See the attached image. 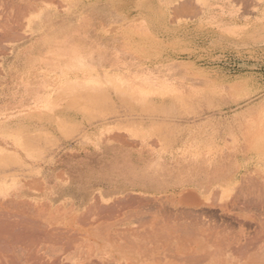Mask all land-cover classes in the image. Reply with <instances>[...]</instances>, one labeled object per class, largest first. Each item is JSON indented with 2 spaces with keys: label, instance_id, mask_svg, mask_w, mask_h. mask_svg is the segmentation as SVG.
<instances>
[{
  "label": "rangeland",
  "instance_id": "1",
  "mask_svg": "<svg viewBox=\"0 0 264 264\" xmlns=\"http://www.w3.org/2000/svg\"><path fill=\"white\" fill-rule=\"evenodd\" d=\"M40 1L29 3L22 39L8 43L0 55V213L30 219L36 210L83 214L88 207L82 211L70 200L56 204L53 199L48 181L57 161L101 128L140 129L147 137L139 155L166 175L180 171L189 158L210 160L220 151L239 159L247 155L248 161L238 160L243 169L234 186L184 202L177 197L135 201L109 215V202L99 199L110 240L122 247L123 238L135 239L137 261L120 262L171 264L174 249L186 255L202 246L207 257L202 262L204 255L194 254L198 264H264V230L254 235L259 222L264 229V171L259 169L264 167V0ZM121 21L106 32L125 34L119 42L125 63L117 68L113 59L94 56L93 77L102 78L92 79L85 67L75 66L71 45ZM117 70L120 75L143 71L138 80L148 82L135 84L146 87L119 88L104 80ZM62 73L73 88L60 90ZM128 77L133 80V74ZM242 138L251 141L247 148L235 145ZM14 186L19 187L8 194ZM241 214L253 215L255 222L238 219ZM34 216L42 222V216ZM144 246L156 248L146 254Z\"/></svg>",
  "mask_w": 264,
  "mask_h": 264
},
{
  "label": "crops",
  "instance_id": "2",
  "mask_svg": "<svg viewBox=\"0 0 264 264\" xmlns=\"http://www.w3.org/2000/svg\"><path fill=\"white\" fill-rule=\"evenodd\" d=\"M175 4V3H172ZM123 22H109L102 27V32L86 36L84 39H75L72 47V60L76 67H85L83 73L90 74L92 79L100 80V75L93 77L92 60L95 57L103 59H113V64L118 68L122 60L123 47L120 45L122 32L108 33L112 26H119ZM134 37H141L138 32L129 33ZM122 47V48H121ZM121 59V60H120ZM115 62V64H114ZM106 72H110L107 70ZM120 71H114L116 75H103L104 80L115 83L121 88H143L146 86L135 84V82H148L146 79L138 80L143 71L125 72L120 75ZM62 73L60 75V90L67 86L74 87V83ZM133 74V80L128 77ZM126 75V76H124ZM128 75V76H127ZM150 82V81H149ZM134 84V85H133ZM173 85H171L172 87ZM147 134L140 129L101 128L95 133L88 135L86 142L79 148H75L73 154L64 156L57 161L51 171L48 183L52 186L51 193L56 204L64 200H70L75 208L84 210L95 201L101 199L108 203L107 212L110 213L116 208H123L133 205L134 202L153 200L160 197H170L177 201H187L194 194L208 195L215 189H227L237 184L243 164L247 165V155L238 158L237 154L222 155V151L210 160L206 156L201 158H189L180 171L171 172L169 175L163 174L152 165V161H147L144 155H139L142 147V139ZM146 139V138H145ZM250 140L242 138L237 140L235 145L247 148ZM232 140L229 142L232 145ZM214 145L216 143L214 142ZM227 151V150H225ZM244 154V153H243ZM157 157L152 160L157 163ZM191 161V162H189ZM259 169L264 171V167ZM66 186V187H61ZM19 186L11 187L12 190ZM49 193V192H48ZM51 195V194H50ZM18 199L24 198L19 194H14ZM128 199V202L125 200ZM105 207H103L104 209ZM106 215V209H104ZM150 233L145 231L143 234ZM147 235H144L145 238ZM149 237V235H148ZM146 239V238H145ZM154 246L141 248L143 253H149ZM156 264V263H148Z\"/></svg>",
  "mask_w": 264,
  "mask_h": 264
},
{
  "label": "bare ground",
  "instance_id": "3",
  "mask_svg": "<svg viewBox=\"0 0 264 264\" xmlns=\"http://www.w3.org/2000/svg\"><path fill=\"white\" fill-rule=\"evenodd\" d=\"M36 1L38 2L40 0H36ZM30 2H32V0H0V55L2 54V52H4L3 49L6 48L8 43L12 42L14 39H18V40L22 39L24 35L25 21L27 19V11ZM42 3L44 2L42 1ZM259 3L260 0L257 1V4ZM36 5L39 4L37 3ZM249 203L251 204V202ZM16 207L18 209V206ZM244 207L245 209L250 208V206L248 205L246 206L244 205ZM24 211L22 210V212ZM103 212H104L103 206H101L98 201H95L93 204L88 206V208L83 214H80L79 216H73L70 213L64 214L59 212H51L49 210H36L37 213L36 215H40L43 218L42 222L40 223L32 219V217L35 215L34 213H33L34 215L30 214L32 216L31 219L26 217L27 215L25 216L21 214H13V213L7 214L6 212L5 213L3 212L2 214L0 213V264H111V263L120 264L121 263L120 261L122 260L124 261V258H128V259L131 258L134 262H136L137 261L136 257L139 254L136 251H134L131 246L135 239H131L129 235L127 236L129 239L127 237L123 238L125 242L122 244V247L121 245L119 246L115 242L111 241L107 234V230L105 228V224H104L105 216ZM26 213L28 214V212ZM95 216L97 218L93 219V217ZM242 217H243V221H245L244 219H247L248 221H254L253 218H255L253 217V215L249 217H245L241 214L240 218L238 219H241ZM37 218H39V216H37ZM64 221L65 224L62 223L61 226L60 222H64ZM42 223H44L45 226L44 225L42 226L41 225ZM51 223L55 224V226L50 227L49 225ZM58 223L60 224V226H58ZM259 223H260L259 229L257 228L254 229L255 230L254 235L257 237L258 234L262 233V231L264 230L263 224L261 222ZM211 228L213 229V227ZM255 236L252 238L256 239ZM238 237L239 236L237 235V239ZM184 244H186V242ZM188 244L190 245V243ZM167 245L166 247H168ZM135 247L137 248L136 241H135ZM170 247H169V251L171 250L170 251L171 256L173 251L177 253L174 254L173 252V254L176 256L174 257V260L172 259L173 261H170L171 264H196L197 262L201 261L200 259L205 257V255L202 253L203 252L202 246H197L196 250H194V248H193L194 251L192 250L194 254H197L198 257L200 258L197 259L196 261L195 259H193L194 258L193 253L192 254L187 253L188 249L186 251V255H187L186 256L184 254L185 252L181 250L180 252L177 249H174L172 251ZM178 247L179 245H177L176 248ZM222 247L223 246L221 245L220 248ZM263 248L264 247H261V249ZM166 249L168 250V248ZM216 249L217 248H215V250ZM167 250L162 253L165 254ZM212 250L214 251V249ZM212 250L210 251L212 252ZM238 250H240V247L238 248ZM158 252L161 253V251ZM200 253L203 254L204 256L201 255ZM213 253L215 254V251ZM188 254H190L191 257L192 256L193 257L190 258ZM199 254L201 257L199 256ZM231 254H233L232 251ZM261 254H262V259H264V252ZM166 255L163 256L165 259L167 258ZM169 255L170 253H168L167 256ZM206 257L202 259V262H204V259H206ZM110 258L112 259L111 262H110L111 260ZM129 262L130 261H128L127 263ZM206 263L209 264L208 262Z\"/></svg>",
  "mask_w": 264,
  "mask_h": 264
}]
</instances>
